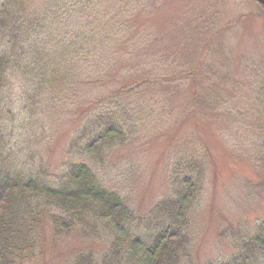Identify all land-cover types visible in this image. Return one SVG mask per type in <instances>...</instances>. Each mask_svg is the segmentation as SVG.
<instances>
[{"label": "trees", "instance_id": "trees-1", "mask_svg": "<svg viewBox=\"0 0 264 264\" xmlns=\"http://www.w3.org/2000/svg\"><path fill=\"white\" fill-rule=\"evenodd\" d=\"M93 1L97 2L0 0V264H47L48 252L70 237L79 245L63 263L56 262L59 256L53 258L54 264H194L193 218L204 197L207 163L212 157L206 146L205 154L201 153L204 141L190 138L174 147L168 191L143 212L133 205L130 191L106 179L110 158L138 137L149 138L145 126L163 125L173 115L180 94L181 59L182 64L199 66L187 75L193 88L189 115L199 119L198 129L215 123L221 130V118H230L227 128L240 130L243 136L253 126L254 160L264 168V63L254 68L241 65L244 56H229L226 40L215 39L223 32H215L212 41L200 42L212 25L205 23L204 29H198L192 22L188 28L196 38L184 48L186 40L180 43V56L178 49L153 59L158 61L154 66L158 74L125 80L107 97L102 96V102L93 100L80 88L105 83L104 78L97 82L90 74L96 56L113 53L130 61L132 51L140 49L142 53L132 54L141 64L129 62L126 70L146 76L144 61L150 46L142 36L146 30L126 20L133 16L132 4L142 0L125 4L120 10L125 20L118 23L114 21L118 9L105 14ZM87 7L94 11L91 15L87 10L88 27L64 23V18ZM137 34L141 41L135 43L130 36ZM172 52V47H166L163 53ZM208 55L213 60L202 68ZM241 81L248 82L250 89L239 98L241 107L234 113L231 95L240 90ZM143 89L148 91L146 101L133 100ZM67 91L85 105L77 103L79 122L67 130L71 134L66 135L61 165L55 171L45 153H52L53 139L63 125L66 114L58 103ZM49 112L53 137L47 142L44 133H39L43 126L38 117H49ZM236 120L239 126L234 125ZM123 173L122 181H131L134 165ZM231 243L232 256L219 264H264V216L249 235L235 237Z\"/></svg>", "mask_w": 264, "mask_h": 264}, {"label": "rangeland", "instance_id": "rangeland-1", "mask_svg": "<svg viewBox=\"0 0 264 264\" xmlns=\"http://www.w3.org/2000/svg\"><path fill=\"white\" fill-rule=\"evenodd\" d=\"M132 1L134 0H97V2H93L98 5L99 11H104L105 14L118 9L114 19L115 23H118L125 20V16L120 10L125 7V4H130ZM87 10L91 12V15L94 14L90 8L80 9L73 16L64 18V23L77 28L88 27L87 14L89 11ZM130 12L133 16L126 20L130 21V24L140 27L142 32L146 30L142 36L147 45L151 46L147 50L146 58L148 59L144 61L148 68L147 74L144 76V74H137L140 72L138 70H126L129 62L136 65L141 64L139 57L132 54L134 52L142 53L140 49L132 51L130 61L113 53H108L107 57L101 52L96 56L97 59L91 63L90 74L92 78H96L97 82L104 78L102 81L105 83H100L95 88L91 86L80 88L81 93L89 92L93 100L102 102V96L107 97L106 94L120 87L121 82L125 80L136 81V79H145L150 75L158 74L154 68L158 61L153 59L158 57L159 60L165 55L176 53L178 49L180 56L185 45L196 38L195 33L188 28L192 22H195L198 29H204L205 23L212 25L210 33L204 35V38L198 39L200 42L206 39L212 41L215 32L218 34L223 32L215 39L226 40L229 56L233 53L237 57L244 56L240 59L241 65L250 64L254 68H260L264 63V9L255 0H142L138 4L133 3ZM207 19L209 22L205 21ZM69 28L71 27L69 26ZM130 37L136 41L135 43L141 41L138 34ZM157 40L161 42V45L157 46ZM182 42L184 46L180 48ZM166 47H172L173 52L163 53L166 52ZM199 49L203 51V43L199 44ZM212 60L210 55L205 56V59L202 60L204 66L201 67L205 68ZM182 62L183 60L179 59L180 94L177 101L178 106L176 105L173 115L164 120L163 125L153 123L150 127L145 126L144 129L150 133L149 138L140 140L138 137L135 142L115 150L110 158L112 163L106 170V179L122 191H130L129 195L133 205L142 212L146 211L153 202L168 191V170L174 147L179 143L186 144L190 138L194 142L196 139H202L204 148L201 149V153L205 154L203 151L206 146L212 157L209 164L207 163L204 197L193 218L192 262L194 264H219L232 256L235 249L231 240L238 236L242 238L249 235L255 224L264 216V184L261 183L264 180V168H260V165L254 160L257 147L253 146V140L251 141L255 134L253 126L247 127L243 136L240 135V130L233 131L232 127L227 128L226 124L231 123L230 118L220 117V123L223 124L221 130L217 129L215 123L202 124L205 128L198 129L199 119L194 115H189L188 97H190L193 88L190 87L192 78L187 75L196 68L198 69L199 66H194V62L186 64H182ZM102 64H104L103 71L100 69ZM159 64L161 68L165 66V64ZM237 67L235 69L236 76L239 74ZM239 85L241 86L240 90L231 95L232 102L236 106L234 113L241 107L239 98L243 99L250 89L248 82L241 81ZM142 92L144 93H140L139 96L132 99L140 102L146 101L144 99L148 97V91L143 89ZM71 94V91H67L63 95L65 98L58 103L59 107L65 110L64 114L66 115L60 133L56 134L53 139L52 153H45V156L51 159L55 171L61 165L66 135L71 134V131L67 130L71 128L70 126H77L79 122L76 120L75 114L77 103L85 105ZM128 103L130 104V102ZM88 104L89 98L86 99V105ZM239 114L237 113L236 117ZM38 118H40L44 129H39V133H44L43 137L46 136V138L43 141L48 142L53 137L52 116L49 112V117L41 115ZM248 120L249 116L245 122ZM239 121L236 120L234 125L239 126ZM243 126L246 127V123ZM166 131L168 132L166 133ZM173 138H175L174 141ZM38 147L40 148V146ZM44 147L45 144H43V151ZM132 164L135 175L131 181L123 182V169L130 168ZM230 231L233 232L227 236ZM78 245L79 242L76 238L66 239L48 252L47 256L50 257L47 264H54L52 259L58 256L59 259H56V262L62 261L63 263V260H67L71 255V250Z\"/></svg>", "mask_w": 264, "mask_h": 264}, {"label": "water", "instance_id": "water-1", "mask_svg": "<svg viewBox=\"0 0 264 264\" xmlns=\"http://www.w3.org/2000/svg\"><path fill=\"white\" fill-rule=\"evenodd\" d=\"M264 6V0H256Z\"/></svg>", "mask_w": 264, "mask_h": 264}]
</instances>
